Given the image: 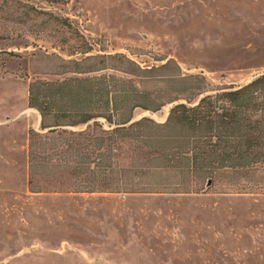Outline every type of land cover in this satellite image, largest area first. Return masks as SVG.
Instances as JSON below:
<instances>
[{
  "label": "trees",
  "instance_id": "1",
  "mask_svg": "<svg viewBox=\"0 0 264 264\" xmlns=\"http://www.w3.org/2000/svg\"><path fill=\"white\" fill-rule=\"evenodd\" d=\"M34 62L26 105L40 122L39 131H28L30 193L43 192L31 179L35 140L55 144L49 149L58 150L60 161L74 164L68 174L78 180L76 187L54 193L198 194L226 170L255 169L262 176L249 178L250 186L228 182L226 192L216 193L264 190V74L234 88L184 74L171 58L141 68L122 54L65 59L37 51L29 66ZM168 105L163 122L134 120L136 110L156 114ZM120 141L133 142L150 157L115 169L112 150Z\"/></svg>",
  "mask_w": 264,
  "mask_h": 264
},
{
  "label": "rangeland",
  "instance_id": "2",
  "mask_svg": "<svg viewBox=\"0 0 264 264\" xmlns=\"http://www.w3.org/2000/svg\"><path fill=\"white\" fill-rule=\"evenodd\" d=\"M37 51L65 59H78L87 52L122 54L141 68L171 58L184 74H202L215 87L237 88L264 71V0H0V121L8 119L17 133L25 118L13 119L19 108H9L2 101L5 90L25 92L27 78H33L38 68L36 62L29 66L30 54ZM171 106L156 114L136 110L133 117L160 122ZM34 143L32 184L46 192L74 189L78 180L74 182L68 174L74 164L60 161L58 150L49 149L55 144ZM112 152L117 170L131 166V160L136 166L150 157L130 141L117 142ZM261 176L260 169L226 170L202 189L226 192L228 182L250 186L249 178ZM235 189L248 192V188ZM14 202L0 200L4 205L0 208V264H60L53 257L14 255L17 245H29L15 239L13 209L5 208ZM9 212L12 215L7 217ZM261 213L264 201L259 200L229 207L226 215L259 219ZM262 222V230L239 234L235 248L264 253V218ZM239 260L244 261L240 264H264V255Z\"/></svg>",
  "mask_w": 264,
  "mask_h": 264
},
{
  "label": "crops",
  "instance_id": "3",
  "mask_svg": "<svg viewBox=\"0 0 264 264\" xmlns=\"http://www.w3.org/2000/svg\"><path fill=\"white\" fill-rule=\"evenodd\" d=\"M260 74L264 71L254 77ZM5 92L2 102L20 110L13 119L25 118L20 133L8 119L0 121V200H15L5 207L14 210L15 239L29 241V245H17L15 256L53 257L60 264H240L244 261L239 258L264 255L257 249L235 248L239 234L263 229L264 214L259 219L226 215L234 205L264 201V190L247 194L30 193L28 131L39 129L40 118L27 108L26 90Z\"/></svg>",
  "mask_w": 264,
  "mask_h": 264
}]
</instances>
